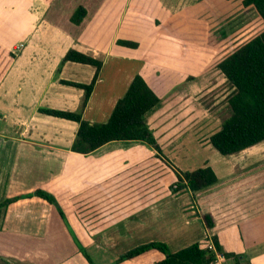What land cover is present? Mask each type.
<instances>
[{
  "label": "crops",
  "instance_id": "obj_1",
  "mask_svg": "<svg viewBox=\"0 0 264 264\" xmlns=\"http://www.w3.org/2000/svg\"><path fill=\"white\" fill-rule=\"evenodd\" d=\"M79 5L86 14L74 24ZM263 30L242 0H0V259L90 264L81 247L94 264H112L143 243L174 252L214 235L224 251L264 264V140L220 154L212 132L203 142L209 111L194 102L227 81L217 64ZM70 48L102 62L82 118L106 122L139 74L159 97L144 120L161 153L142 140L71 149L78 123L42 111L80 110L84 89L61 80L90 83L96 67L61 63ZM161 154L181 170L210 166L217 181L171 192L176 176ZM179 155L194 161L182 166ZM36 190L52 194L64 217ZM163 257L151 249L114 264Z\"/></svg>",
  "mask_w": 264,
  "mask_h": 264
},
{
  "label": "trees",
  "instance_id": "obj_2",
  "mask_svg": "<svg viewBox=\"0 0 264 264\" xmlns=\"http://www.w3.org/2000/svg\"><path fill=\"white\" fill-rule=\"evenodd\" d=\"M45 1L51 2L52 0ZM242 3L245 6H254L264 21V0H242ZM85 14V8L79 5L71 14L70 21L79 24ZM116 43L129 47L137 46L136 42L123 39H117ZM65 61L88 63L96 67L90 83L61 80L84 89L79 111L42 109L47 114L74 120L78 123V129L71 145L73 151L87 154L109 141L142 140L161 153L153 132L144 120L145 113L159 102V97L141 75L136 74L133 77L125 94L116 101L106 122L92 123L82 118V109L85 107L98 78L102 62L72 48L66 51L61 63ZM217 67L224 74L233 90L227 97L230 114L223 119L220 128L209 136L208 141L220 154L228 155L264 140V30L223 58ZM160 156L176 176V180L169 186L171 192H176L181 188H187L194 192L217 181V176L210 166L181 170L165 159L162 154ZM33 194L53 204L64 217L52 194L43 190H36ZM10 200H6L3 204ZM201 220L206 229L211 228L214 224L209 213L202 214ZM211 243L212 246H202L199 242H193L172 252L165 242L151 241L127 250L114 263L156 249L164 257L151 264H215L217 253L223 255V264L229 259L232 260V264H249L242 255L224 251L216 236H211ZM79 249L87 261L94 264L87 253L81 247Z\"/></svg>",
  "mask_w": 264,
  "mask_h": 264
},
{
  "label": "rangeland",
  "instance_id": "obj_3",
  "mask_svg": "<svg viewBox=\"0 0 264 264\" xmlns=\"http://www.w3.org/2000/svg\"><path fill=\"white\" fill-rule=\"evenodd\" d=\"M256 29L259 31L261 28L259 27V25L256 24L255 30ZM107 36H109V33H107ZM215 87L219 90L216 89L214 91L213 89V91H208L204 93V95L201 96L200 101L194 99L195 103L198 101L200 104L204 105V108L207 107L206 110L209 111V116H208L209 122L206 125H204L203 134L205 133L209 134L210 132L214 133L215 131H217L220 128L221 120L227 117L230 112L227 103V97L232 92L230 83L227 81L222 82ZM203 124L204 122L199 124L198 126H202ZM207 134H205V138L203 139L204 140L203 142L205 143H207L205 141ZM193 161L194 160L189 161V157H186L185 160H183V158H181L180 155L177 157V163L181 164L182 166L186 164H190V162L192 163ZM201 245L204 246L205 243L201 242ZM0 264H8V263L0 259ZM221 264L223 263L221 262Z\"/></svg>",
  "mask_w": 264,
  "mask_h": 264
},
{
  "label": "built area",
  "instance_id": "obj_4",
  "mask_svg": "<svg viewBox=\"0 0 264 264\" xmlns=\"http://www.w3.org/2000/svg\"><path fill=\"white\" fill-rule=\"evenodd\" d=\"M209 246H212V243L209 244ZM224 260L223 255L217 253V260L215 264H221V262Z\"/></svg>",
  "mask_w": 264,
  "mask_h": 264
}]
</instances>
